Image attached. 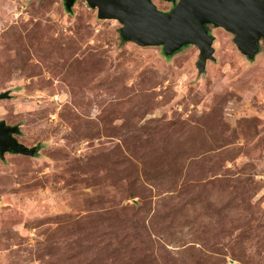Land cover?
Returning a JSON list of instances; mask_svg holds the SVG:
<instances>
[{"label": "rangeland", "instance_id": "rangeland-1", "mask_svg": "<svg viewBox=\"0 0 264 264\" xmlns=\"http://www.w3.org/2000/svg\"><path fill=\"white\" fill-rule=\"evenodd\" d=\"M159 11L166 2L153 1ZM76 1L0 0V264H264V55L164 60Z\"/></svg>", "mask_w": 264, "mask_h": 264}, {"label": "water", "instance_id": "water-1", "mask_svg": "<svg viewBox=\"0 0 264 264\" xmlns=\"http://www.w3.org/2000/svg\"><path fill=\"white\" fill-rule=\"evenodd\" d=\"M76 1L95 9L97 19L118 22L121 37L139 48L161 49L171 57L184 46H194V67L201 76L207 61L215 62L214 36L204 24L229 34L247 61L257 55L258 39L264 37V0H159L173 4L168 12L159 11L152 0H63V6L70 10ZM9 98V90L0 92V100ZM19 133V125L0 119V160L6 153L39 156L42 143L28 148L15 139Z\"/></svg>", "mask_w": 264, "mask_h": 264}, {"label": "flooded vegetation", "instance_id": "flooded-vegetation-1", "mask_svg": "<svg viewBox=\"0 0 264 264\" xmlns=\"http://www.w3.org/2000/svg\"><path fill=\"white\" fill-rule=\"evenodd\" d=\"M153 1L159 2V0H152V2ZM160 2H165V1H160ZM166 3H168V8L162 12H168L173 6V4H171L169 2H166ZM204 27L210 32V27H212V26L209 24H204ZM185 47H188V46H184L183 48H185ZM183 48H181V50ZM260 55H264V37L263 36L259 37V39H258L257 55H255L254 58L252 60H249L248 62H253L256 59V57H258ZM30 148H32V147H30ZM6 154H8V153H6Z\"/></svg>", "mask_w": 264, "mask_h": 264}, {"label": "trees", "instance_id": "trees-1", "mask_svg": "<svg viewBox=\"0 0 264 264\" xmlns=\"http://www.w3.org/2000/svg\"><path fill=\"white\" fill-rule=\"evenodd\" d=\"M63 7H64V6H63ZM64 9H65V8H64ZM70 10H71V9H70ZM70 10H66V9H65L66 13H68V14L70 13ZM118 37L120 38L121 44L127 42L126 40H124V39L121 37L119 28H118ZM180 50H181V49H180ZM158 52H159V54L161 55V57H162L164 60H168V59L170 58V56H165V55L162 53L161 49H158Z\"/></svg>", "mask_w": 264, "mask_h": 264}]
</instances>
